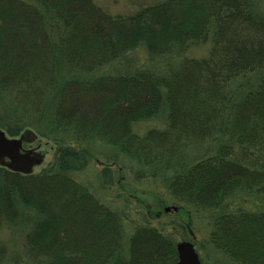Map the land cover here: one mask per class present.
I'll return each mask as SVG.
<instances>
[{
    "label": "trees",
    "instance_id": "1",
    "mask_svg": "<svg viewBox=\"0 0 264 264\" xmlns=\"http://www.w3.org/2000/svg\"><path fill=\"white\" fill-rule=\"evenodd\" d=\"M209 42L208 55L163 72L79 77L141 46L156 57ZM4 96L0 129L12 138L50 115L78 141L117 146L149 168L139 177H162L174 197L198 208L219 209L238 192L264 195L259 0H162L118 16L93 0H0ZM162 112L164 128L133 131ZM195 146L206 152L193 160ZM80 155L57 146L50 165L27 173L0 160V228L35 210L25 250L36 264H175L171 232L144 224L127 238L121 214L71 174ZM212 222L210 243L225 264H264V211L220 212ZM7 252L0 242V264Z\"/></svg>",
    "mask_w": 264,
    "mask_h": 264
},
{
    "label": "rangeland",
    "instance_id": "2",
    "mask_svg": "<svg viewBox=\"0 0 264 264\" xmlns=\"http://www.w3.org/2000/svg\"><path fill=\"white\" fill-rule=\"evenodd\" d=\"M107 13L117 15L134 14L141 8L162 0H93ZM259 10L264 13V0H259ZM212 43L193 44L186 51L176 50L171 54L151 57L144 46L127 53L120 60L112 61L92 72L90 75L79 74V77L100 76L103 74L117 75L134 73L137 70L166 71L178 64L183 57H202L209 53ZM0 102H8L2 97ZM163 112L158 116L133 123V131L145 133L151 128L166 126ZM35 135L34 139L26 140V149H33L41 154V161L34 163L35 172L50 165L56 157L57 146L68 145L81 153L75 161L77 169L72 175L84 186L88 187L100 200L118 211L123 217L127 238L138 225H152L162 231L171 232L176 241L193 242L202 264H225L228 258L223 252L210 243V233L214 218L224 212L264 211V195L236 193L227 199L219 209L205 210L192 204L178 200L170 193L169 185L162 177L151 175L139 177L137 173L146 169L130 155L122 152L117 146L107 144L97 137L87 141H78L70 131L57 130L51 123L50 115L41 126L28 127ZM17 136L20 137L27 130ZM4 130V129H3ZM6 131V130H5ZM8 138H12L7 134ZM214 149L215 144L210 143ZM208 145V144H206ZM206 146L193 147L191 158L201 157ZM106 169V170H105ZM106 171V172H105ZM38 214L35 210L24 208L22 215L14 224L5 223L0 228V242L8 247L4 264H36L27 256L26 234L33 227Z\"/></svg>",
    "mask_w": 264,
    "mask_h": 264
},
{
    "label": "water",
    "instance_id": "3",
    "mask_svg": "<svg viewBox=\"0 0 264 264\" xmlns=\"http://www.w3.org/2000/svg\"><path fill=\"white\" fill-rule=\"evenodd\" d=\"M33 131L27 129L20 138H8L0 129V160L12 170L30 172L34 163L41 161V154L33 149L22 151L23 141L34 139ZM179 259L175 264H202L200 255L193 242L184 240L177 243Z\"/></svg>",
    "mask_w": 264,
    "mask_h": 264
}]
</instances>
